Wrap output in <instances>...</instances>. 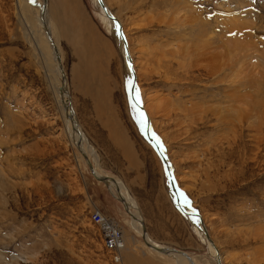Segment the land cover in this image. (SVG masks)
Listing matches in <instances>:
<instances>
[{
	"label": "rangeland",
	"instance_id": "374dc122",
	"mask_svg": "<svg viewBox=\"0 0 264 264\" xmlns=\"http://www.w3.org/2000/svg\"><path fill=\"white\" fill-rule=\"evenodd\" d=\"M104 1L127 39L140 100L183 203L202 215L223 264H264V0ZM24 2L0 0V264H116L94 220L96 206L124 225L119 264H190L149 251L71 144L41 9ZM49 6L89 158L135 200L142 179L145 194L167 192L166 204L156 202L159 221L148 223L152 241L186 251L196 264H217L200 220L175 204L160 155L131 106L123 45L99 5ZM36 28L44 53L32 37Z\"/></svg>",
	"mask_w": 264,
	"mask_h": 264
},
{
	"label": "bare ground",
	"instance_id": "6f19581e",
	"mask_svg": "<svg viewBox=\"0 0 264 264\" xmlns=\"http://www.w3.org/2000/svg\"><path fill=\"white\" fill-rule=\"evenodd\" d=\"M28 1L33 6L30 5L27 2H24V3H26L25 6H28L29 8H31L33 10H36L38 8L41 9L40 10V16L38 14V21L40 22L41 27H42V29H43V31L45 33L46 39H47V41H48V43L50 45L49 48H51L52 52H53V55L51 53H49V56H51V58L53 57L52 59H54V70H56L57 73H58V77H56L54 79L56 81H58L60 79V84L57 83L56 87L55 88L53 87V90H54V93H55V98L57 100V104L59 105V109L61 110L62 117H63V119L65 121L66 131L68 133V136H69L71 144H76V147H77L78 151L80 152L81 156L84 157V159H86V161H87L86 163L90 164V162H91V164H92V166H93V168L95 170V175L97 176V178L106 177L107 183L105 182V184L108 186V188L110 189L111 193H113V195L116 198H118L119 201H120L119 198H123V200H125V204L123 202H121V201L120 202L123 205V208H124L125 212L131 218V222H132L133 228L138 230L139 232H142L141 236L144 235V230H143L144 227L146 228V233H145V237H146L145 239L146 240L143 239V242H144V244L147 247H149L151 249V250H149L150 252L157 251V253L159 255H167V256L168 255H173L177 259L181 260V262H183L184 259H187V261L190 264H192L189 261L188 257H186L185 255L180 253V251H183V250H180V249H177V248L168 247V246H163L161 244H158V243H155L154 241H152V239L148 236V230H147V227L145 225L144 220L141 217H139V213H138V210H137L138 204H137L136 200L128 193V191L125 188L126 186L123 185V183L117 178L101 174V172L98 171V169L95 167L94 162L89 158L88 154L91 153V152L89 151V149L87 147V144H86L87 138H86V136L82 135V132H81V131H83L82 127L78 123L77 116H76L74 108L72 106V96H71L69 88H68V77H67V74H66L67 73L66 69H64V72L66 74L65 83H64L63 78H62V67L64 68V66H63L64 58L62 59V54L60 53V50H59L60 48H58L59 47L58 39L56 37H55L56 39L53 38L54 41H55V44H56V46L58 48V52L60 53V59H58V57L56 55V51L54 50V47L52 46V44H51V42H50V40L48 39V36H47L46 30L49 31L51 35L53 34V31H52L51 26H50L49 18H48V16L51 18L50 6L48 8V0L46 2H45V0H42L41 2H39V0H28ZM95 1L97 2V4L99 5L100 9L104 13L103 16L105 17V21L107 22V24L109 25L110 28L114 29V31L117 33V35H118V37H119V39L121 41V44L123 45V49H124L123 53H124V56H125V61H126L128 67H129V70H130V77H131V79L134 81V83L137 86V80H136V77H135L136 75L134 74V71H133L134 70L133 69L134 68V65H133L134 64V60H133L131 54L129 53V48L128 49L126 48L125 43H124V41H123V39L121 37L120 22H118L116 20L114 14L110 11L109 7L105 4L104 0H102L104 5L99 0H95ZM18 3H19V6L23 5L22 4V0H18ZM104 6L106 7V9L104 8ZM51 21L54 22L52 18H51ZM116 24L118 26V30L117 31L115 30V27H114V25H116ZM37 32H38L37 34H32V37L34 39V43L36 44L39 52L40 53H44L43 48L44 47H48V45L46 43H43L39 29H37ZM36 35H38V36H36ZM52 37H54V35ZM63 87H66L67 90H64ZM140 103H141L142 106L138 107V111L144 113L145 120L149 124L150 129H151V134L153 136V134H155V133L153 131L152 123H151V120L149 118L150 116L148 115V112L146 111V108L143 106L141 100H140ZM155 137L157 138L156 134H155ZM150 144L152 146V143H150ZM156 153H158V152L156 151ZM164 154L168 157L165 149H164ZM159 157H160V159L162 161L161 156H159ZM168 160H169V164L171 165L172 171H173V174H174V167H173L169 157H168ZM162 164H163L164 170L166 171L163 161H162ZM174 177H175V175H174ZM175 181H176V179H175ZM176 184H177V182H176ZM113 191H115L117 193L115 194ZM188 208L191 211H193L192 208H190V207H188ZM193 212H195V211H193ZM190 217H193V216L190 215ZM201 227L203 228V231H204V234L206 236V239L208 240L207 235L205 233V229H204L202 224H201ZM103 240H104L103 243H104L105 249H108V244H107V241L105 239V235L104 234H103ZM209 243H210V248H211L212 252L215 253V249L212 246V243L210 241H209ZM148 244H150V245H148ZM160 249H163V250L167 249V250L160 251ZM219 253L217 252V257L219 255ZM191 258L194 261V264H196L194 258L193 257H191ZM216 263H217V259H216Z\"/></svg>",
	"mask_w": 264,
	"mask_h": 264
},
{
	"label": "water",
	"instance_id": "95a60500",
	"mask_svg": "<svg viewBox=\"0 0 264 264\" xmlns=\"http://www.w3.org/2000/svg\"><path fill=\"white\" fill-rule=\"evenodd\" d=\"M46 1H47V0H45V2H46ZM99 1L104 5V3H103L102 0H99ZM44 7H45V6H44ZM104 8L106 9L105 6H104ZM114 19H115V18H114ZM116 20L118 21L117 18H116ZM118 22H119V21H118ZM120 26H121V24H120ZM46 32H47L48 39L50 40L52 46L54 47V50L56 51V55H57L58 59H60V53L58 52V48H57V46H56V44H55V41H54L52 35L50 34L49 31L46 30ZM120 33H121V37H122V39H123V41H124V43H125V46H126V48L128 49V42H127V39H126V37H125V35H124V32H123L122 27H120ZM130 60H131V59H130ZM62 78H63V81H64V83H65L66 74H65V72H64V68H63V67H62ZM63 89H64V90H67L66 87H63ZM141 106H142V105H141V103H140V104H139V107H141ZM146 123H147V122H146ZM145 131H146V135H147V138H148L149 142L152 143V146H153L154 149L160 154V156H161V158H162V161H163L164 166H165V169H166V173H167L168 178H169V181H170L171 191H172V195H173V197H174V200H175L176 205L179 207V209H180L184 214L189 215V216L191 215V216L196 217V218H198V219L200 220V223L203 225V227H204V229H205V233H206V235H207L208 240L212 243V245H214L215 249H216L217 252L219 253V249H218V247H216L214 241L209 237V234H208V231H207V229H206V227H205V224H204V220H203V218H202V215H201L199 212H197V211H196V212L191 211V210L188 208V206L185 205V204L183 203V201H182V199H181V196H180V192H179V190H178L179 188H178V186H177V184H176V181H175V177H174V174H173V171H172V167H171V165L169 164L168 157H167L165 154L161 155V149L156 145V141H155V139L153 138V136H152V134H151V129H150V126H149L148 123H147V130H145ZM78 132H79V131H78ZM89 166H90V170H91V172L95 175V170H94V168H93L91 162H90ZM95 176H96V175H95ZM96 179H98L99 181H102V182H104V183H105V182L107 183V179H106V177H99V178H97V176H96ZM112 194H113V193H112ZM119 199H120L121 202H123V203L125 204V200H123V198H119ZM143 230H144V235H143L142 237H143L144 240H146V239H145V238H146V237H145L146 228L144 227ZM148 245H150V244H148ZM167 249H168V248H167ZM167 249H165V250H167ZM165 250L160 249V251H165ZM168 250H169V249H168ZM180 253L183 254V255H185L186 257H188L189 261H190L192 264H194V261L192 260L190 254H188L186 251H180ZM217 263H218V264H223V263H222V260H221V257H220L219 255H218V257H217Z\"/></svg>",
	"mask_w": 264,
	"mask_h": 264
},
{
	"label": "built area",
	"instance_id": "2783aa9c",
	"mask_svg": "<svg viewBox=\"0 0 264 264\" xmlns=\"http://www.w3.org/2000/svg\"><path fill=\"white\" fill-rule=\"evenodd\" d=\"M91 211L94 214V220L101 224V229L108 244V253L116 254V264L122 263L124 252L127 249L124 225L121 224L119 219L97 206Z\"/></svg>",
	"mask_w": 264,
	"mask_h": 264
},
{
	"label": "crops",
	"instance_id": "0c3cea01",
	"mask_svg": "<svg viewBox=\"0 0 264 264\" xmlns=\"http://www.w3.org/2000/svg\"><path fill=\"white\" fill-rule=\"evenodd\" d=\"M49 2H50V0H48V6H49ZM142 178H144V177H142ZM147 183L148 182L145 181L144 179L141 180V183L139 186L143 188V190H142L143 194H142V197H139V198L136 196V198H137L136 201L138 203V207H139V210H140L142 217L144 219L147 230H149L148 229V223L149 222H154V221L158 222L159 221V218L156 217V215L159 214V212H157L156 209H157V206L158 207H161V206L156 204V202H158V200L162 201V206H163L164 203L165 204L167 203L168 198L166 199L167 192L162 191V190L159 193L158 197L156 195L151 194V192H152L151 189L149 191V194H145V192H147V188H148ZM165 195H166V197H165ZM152 199L154 201H152ZM135 241H136V239L134 238V242ZM172 248H174V247H172Z\"/></svg>",
	"mask_w": 264,
	"mask_h": 264
},
{
	"label": "snow or ice",
	"instance_id": "6c2138e0",
	"mask_svg": "<svg viewBox=\"0 0 264 264\" xmlns=\"http://www.w3.org/2000/svg\"><path fill=\"white\" fill-rule=\"evenodd\" d=\"M128 90H129V95H130V101H131V106L133 108L134 111L138 110L139 104H140V90L139 88L136 86V84L134 83V81L132 79H129L127 81L126 84ZM141 123V127H143L145 130H147V123L145 120V116L143 112H138V117ZM153 138L156 141V145L161 149V155L164 154V149H163V145L160 142V140L158 138L155 137V134H153ZM180 196L184 198V202L185 204H188L189 201L187 200L186 197H184L183 193H180ZM195 211V210H193Z\"/></svg>",
	"mask_w": 264,
	"mask_h": 264
}]
</instances>
